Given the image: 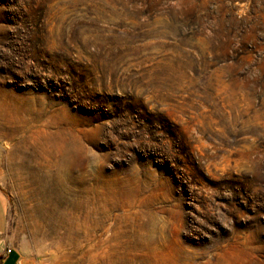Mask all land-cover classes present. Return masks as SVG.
Returning <instances> with one entry per match:
<instances>
[{"label": "rangeland", "instance_id": "374dc122", "mask_svg": "<svg viewBox=\"0 0 264 264\" xmlns=\"http://www.w3.org/2000/svg\"><path fill=\"white\" fill-rule=\"evenodd\" d=\"M0 194L22 264H264V0H0Z\"/></svg>", "mask_w": 264, "mask_h": 264}, {"label": "bare ground", "instance_id": "6f19581e", "mask_svg": "<svg viewBox=\"0 0 264 264\" xmlns=\"http://www.w3.org/2000/svg\"><path fill=\"white\" fill-rule=\"evenodd\" d=\"M21 122L24 123V120H22ZM6 123L12 124L13 123V119L12 118L8 119L6 121ZM14 133H15V135H7V137L10 140H13V141L16 142L15 148H11V147L7 148V150L9 149L8 151L10 153V155H8L9 156V160L10 161H14L15 158H18L17 161H18L19 167L25 173H27V174L30 173V179L32 180L33 184H35L37 182V179H36V174L34 172V165H32V163H33L32 160H33V158L35 156V152L34 151H29V149L25 148L26 144H28L29 141L26 140L24 138V136L17 134L18 133L17 131H14ZM23 133H24V131H23ZM5 145L7 147L9 146L8 143H6ZM59 186H60V191L66 192L65 183L64 184L60 183ZM77 206H78V204H74L73 205V209L75 207H77ZM63 217L66 219L67 218L66 214H63Z\"/></svg>", "mask_w": 264, "mask_h": 264}, {"label": "crops", "instance_id": "0c3cea01", "mask_svg": "<svg viewBox=\"0 0 264 264\" xmlns=\"http://www.w3.org/2000/svg\"><path fill=\"white\" fill-rule=\"evenodd\" d=\"M4 211V201L0 194V264H22L23 258H25L22 249L14 246L10 237L6 234Z\"/></svg>", "mask_w": 264, "mask_h": 264}]
</instances>
